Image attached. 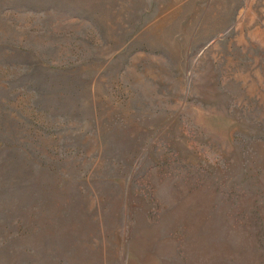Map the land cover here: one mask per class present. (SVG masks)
Listing matches in <instances>:
<instances>
[{"label":"rangeland","instance_id":"1","mask_svg":"<svg viewBox=\"0 0 264 264\" xmlns=\"http://www.w3.org/2000/svg\"><path fill=\"white\" fill-rule=\"evenodd\" d=\"M2 150L23 264H264V0H0Z\"/></svg>","mask_w":264,"mask_h":264},{"label":"trees","instance_id":"2","mask_svg":"<svg viewBox=\"0 0 264 264\" xmlns=\"http://www.w3.org/2000/svg\"><path fill=\"white\" fill-rule=\"evenodd\" d=\"M24 161L20 154L0 151V255L14 256L17 264L26 262V255L34 253L36 248L17 242L23 238L17 237L16 232L22 230L31 239L27 223L33 222V218L46 209L47 201V186L35 178L43 169H29L27 160ZM2 262L0 259V264Z\"/></svg>","mask_w":264,"mask_h":264}]
</instances>
